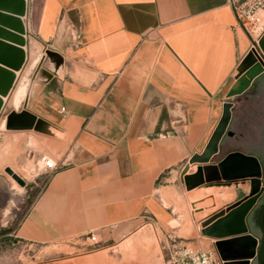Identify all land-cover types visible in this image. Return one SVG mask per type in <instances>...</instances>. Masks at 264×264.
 <instances>
[{
	"label": "crops",
	"instance_id": "0c3cea01",
	"mask_svg": "<svg viewBox=\"0 0 264 264\" xmlns=\"http://www.w3.org/2000/svg\"><path fill=\"white\" fill-rule=\"evenodd\" d=\"M231 1L241 0L29 1L23 38L64 60L34 112L57 129L66 150L13 230L18 243L52 246L90 232L101 241L145 214L168 222L161 183L195 154L209 160L226 127L231 79L254 44ZM9 6L3 10L14 13ZM27 69L15 73L3 112L10 101L9 110H19L32 93Z\"/></svg>",
	"mask_w": 264,
	"mask_h": 264
},
{
	"label": "rangeland",
	"instance_id": "374dc122",
	"mask_svg": "<svg viewBox=\"0 0 264 264\" xmlns=\"http://www.w3.org/2000/svg\"><path fill=\"white\" fill-rule=\"evenodd\" d=\"M29 1L26 3V13L23 17L28 15ZM0 27L6 26L0 24ZM263 35L264 25H259L251 31L255 53L252 52V55L248 56L256 57L257 61L262 63H264V55L259 46V39ZM25 50L27 57L30 55V58L28 62L27 58L24 60L19 71L22 72L28 64L25 75L28 90L36 85L19 110H9L10 101L3 112L5 106L3 100L0 108V122L4 119L6 123L4 129L0 130V264H53L56 261H66V263L80 261L81 264H165L173 241L179 240L191 243L190 246L194 249L214 251L217 254L214 248L216 239L203 235L202 231L213 223L212 218L225 211L226 206L236 200L239 189L247 194L249 186L231 184L218 187L216 183H211L187 191L180 182V173L186 164L190 165L189 172H192L198 164L206 163H200L197 157L189 158L184 166L175 169L161 183L158 197L164 206L163 197L170 203L169 207L165 206L169 220L164 225L158 224L152 218L150 220L142 218L124 228L110 232L107 238L101 239L100 243L94 246L90 245L85 237L52 246H28L18 243L12 237L13 230L46 184L47 174L42 169L43 161L47 159L55 161L66 150L63 137L54 128L50 131L40 129V123L44 120L34 112L35 99L45 83H36V81H39L40 75L45 72L42 63L46 58L47 50L50 49L40 46L27 37ZM39 54L38 62L31 69L33 61ZM57 57L63 66L64 60L60 55ZM242 61L231 79L228 92L232 86L235 90L240 89L242 85L239 81L247 77L248 72L255 73L260 69L250 70ZM17 85L18 78L15 76L12 88L4 98H8ZM239 96L241 95L232 97L226 95L224 104L230 103L229 99H236ZM225 110L224 126L229 120L228 109L223 107V111ZM24 111L34 114L37 122H26ZM7 170H11L22 179L24 185L21 186L12 179ZM226 196L228 197L225 198ZM175 208H177L176 212ZM257 233L261 235L260 231Z\"/></svg>",
	"mask_w": 264,
	"mask_h": 264
},
{
	"label": "water",
	"instance_id": "95a60500",
	"mask_svg": "<svg viewBox=\"0 0 264 264\" xmlns=\"http://www.w3.org/2000/svg\"><path fill=\"white\" fill-rule=\"evenodd\" d=\"M8 4L14 13L10 14L12 16L0 14V23L10 28L12 32L0 30V37L15 46L0 42V65L6 68L0 67V108L2 98L6 97L12 88L15 80L14 71L20 70L25 59V53L20 48L25 46V39L21 36L25 34V28L20 18L25 16L26 2L25 0H0L1 10L8 9ZM252 51L255 53V50L252 49L244 58L252 55ZM261 52L264 55L262 48ZM254 62L260 69L250 75L240 89L231 88L227 94V97L241 96L236 99H229L230 103L223 105L228 109V124L219 134L213 153L206 161L207 164H198L192 172H189L190 165L186 164L180 173V182L184 184L187 191L211 183H216L218 187L230 186L231 184H247L249 186L247 194L239 189L236 200L227 205L225 211H221L212 218L214 226L220 225L236 210L245 208L238 228L233 230L225 228L224 232L219 233L202 231L203 235L216 239L214 248L224 264H254L256 260L259 264H264V241L260 244V239L255 237L257 230L254 226H250V228L255 236L248 233V225L252 223V213L264 195L261 166V163L264 165V74L255 80L251 92L243 93L250 87L254 78L264 72V63L258 62L257 59ZM242 152L256 155L261 163L257 157ZM194 156L196 154L192 158ZM231 156H237L253 163L256 167V173L254 174L248 169L227 167L224 163ZM191 159L190 162H192ZM7 171L19 185H24L22 179L15 174L13 175L11 170ZM259 223L264 234V209L259 215Z\"/></svg>",
	"mask_w": 264,
	"mask_h": 264
},
{
	"label": "built area",
	"instance_id": "2783aa9c",
	"mask_svg": "<svg viewBox=\"0 0 264 264\" xmlns=\"http://www.w3.org/2000/svg\"><path fill=\"white\" fill-rule=\"evenodd\" d=\"M230 5L235 14L237 25L249 36L255 27L264 25V0L231 1ZM252 49H254V45ZM42 169L44 172H53L57 169V165L54 160L47 159ZM144 218L151 219L147 214L144 215ZM85 238L92 246L100 243L97 235L93 232L87 234ZM190 244L185 243V240L173 241L171 249L168 250V259L165 264H224L214 251L194 249Z\"/></svg>",
	"mask_w": 264,
	"mask_h": 264
},
{
	"label": "bare ground",
	"instance_id": "6f19581e",
	"mask_svg": "<svg viewBox=\"0 0 264 264\" xmlns=\"http://www.w3.org/2000/svg\"><path fill=\"white\" fill-rule=\"evenodd\" d=\"M5 13L8 14L7 16H12V15H10L11 13L5 12L3 10H0V14H3L4 15ZM2 29L4 31H6V32H9V33L12 32L10 30V28H7V27H2ZM25 34H26V31H25ZM24 35H21V36L23 37ZM1 41L3 43H5V44L15 46L12 43L8 42L7 40L1 39ZM259 45L261 46V48L264 49V35L259 39ZM20 48L24 51V53H25V59H26V52L24 50L25 49V46H21ZM58 55L59 54H57V52H55L53 50H47L46 58L44 60V63H42V65H43V67L45 69V72L43 73V75H40L41 78L39 79V81H36V83L47 82L50 78H52L54 76H58V77H61L62 76L63 68H62V63L58 60V57H57ZM43 56H44V54H43ZM256 59H257L256 57L255 58L254 57H246V58L243 59L242 63H244L245 66L247 65L250 70H255L257 68H260L259 66H256V63L254 62V60H256ZM16 72L19 73L20 71H14V74ZM250 74L252 75L253 73H249L248 72L247 75H246L247 77L242 78L239 81V84L240 85H243L244 84L243 82L246 83V81L249 79ZM15 76H17V74H15ZM234 86H235V84H234ZM232 88L234 89V87H232ZM12 91H14V90H12ZM28 97L29 96L26 97L25 101L28 99ZM4 99H7V98H4L3 97L2 100L4 101ZM23 115L26 118L25 119L26 122H34L35 123L36 117L34 116V114H32V113H30L28 111H24ZM6 122H7V119H6ZM40 124H41L40 125V127H41L40 129L43 130V131H50V130H52V128H54L51 124L46 123V122H41ZM5 126H6V123L3 120L0 123V130H3ZM54 129H55L56 132H58L56 128H54ZM45 161H44V163H45ZM224 164L227 167L230 166L231 168H236V169H248V170H250V172H252L254 174L256 173V167H255V165L253 163H251L250 161L242 160V159L238 158L237 156H231L229 159L226 160V162ZM248 191H249V188H248ZM227 197L228 196H226L225 198H227ZM197 198H199V196ZM162 199H163V203L165 204V206L169 207L170 206V203L164 197ZM194 199H192V200H194ZM244 210H245V208H242L239 211L236 210V212H234L227 220H225V222H223V224L215 225V226L213 225L214 223H212V225L210 224L208 227H206L204 229V230H206L205 232H216V233H219V232H224L225 228H230L232 230L234 228H238V226H239L238 224H240L239 222H240L241 215L244 212ZM174 211L176 212L177 211V208H175Z\"/></svg>",
	"mask_w": 264,
	"mask_h": 264
},
{
	"label": "trees",
	"instance_id": "16d2710c",
	"mask_svg": "<svg viewBox=\"0 0 264 264\" xmlns=\"http://www.w3.org/2000/svg\"><path fill=\"white\" fill-rule=\"evenodd\" d=\"M262 170H263V179H264V165H262ZM264 182V181H263ZM264 209V195L261 198V201L259 203V205L254 209L253 213H252V225L254 226L255 230L260 231L261 232V237H260V244L263 243L264 241V234L262 232L260 223H259V215L262 212V210ZM256 264L258 263V260H256Z\"/></svg>",
	"mask_w": 264,
	"mask_h": 264
},
{
	"label": "flooded vegetation",
	"instance_id": "af4514ba",
	"mask_svg": "<svg viewBox=\"0 0 264 264\" xmlns=\"http://www.w3.org/2000/svg\"><path fill=\"white\" fill-rule=\"evenodd\" d=\"M251 221H252V218H251ZM256 262H257V261H255V263H254V264H256Z\"/></svg>",
	"mask_w": 264,
	"mask_h": 264
}]
</instances>
